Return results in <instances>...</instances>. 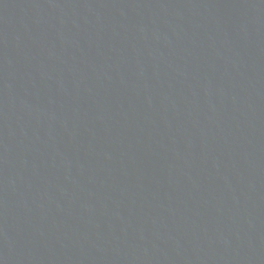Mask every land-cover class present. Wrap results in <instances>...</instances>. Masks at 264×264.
I'll list each match as a JSON object with an SVG mask.
<instances>
[{"label":"water","instance_id":"1","mask_svg":"<svg viewBox=\"0 0 264 264\" xmlns=\"http://www.w3.org/2000/svg\"><path fill=\"white\" fill-rule=\"evenodd\" d=\"M0 264H264V0H0Z\"/></svg>","mask_w":264,"mask_h":264}]
</instances>
